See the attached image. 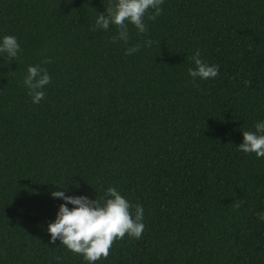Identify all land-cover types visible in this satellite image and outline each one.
I'll return each instance as SVG.
<instances>
[{
	"label": "trees",
	"instance_id": "obj_1",
	"mask_svg": "<svg viewBox=\"0 0 264 264\" xmlns=\"http://www.w3.org/2000/svg\"><path fill=\"white\" fill-rule=\"evenodd\" d=\"M109 7L0 0V36L21 49L0 57V264H86L49 243L62 202L49 194L108 187L143 207L145 227L96 264H264V157L237 148L264 120V0H163L127 43L95 25ZM197 49L217 77L188 75ZM30 65L51 77L37 104Z\"/></svg>",
	"mask_w": 264,
	"mask_h": 264
},
{
	"label": "clouds",
	"instance_id": "obj_2",
	"mask_svg": "<svg viewBox=\"0 0 264 264\" xmlns=\"http://www.w3.org/2000/svg\"><path fill=\"white\" fill-rule=\"evenodd\" d=\"M163 0H110V7L104 14L97 13L95 25L107 30L110 25L118 28L113 40L127 43L129 39L128 25L131 24L137 33L143 34L147 27L144 22L146 12L151 10L149 19L160 15ZM152 41L145 40L143 45L135 44L125 50L126 55L136 53L142 46L151 47ZM21 51L17 38L13 35L0 36V57L14 60ZM193 67L188 75L195 81L217 77L219 68L201 59L197 49L191 56ZM51 77L46 69L38 65L27 67L22 84L28 90L33 104L44 98V88L50 83ZM255 131L242 132V143L237 147L241 152L254 153L257 158L264 157V120L254 124ZM52 191V199L62 201L54 216L47 225L49 243L59 240L66 250L82 257L86 264H96L107 258L114 240L123 238L140 239L144 230V209L141 205H132L115 187L104 190L103 196L90 199L85 195H68L65 189ZM236 202L234 209L241 207ZM258 220L264 222V212L257 214Z\"/></svg>",
	"mask_w": 264,
	"mask_h": 264
}]
</instances>
